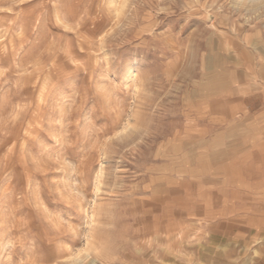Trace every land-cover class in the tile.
Here are the masks:
<instances>
[{
  "label": "rangeland",
  "instance_id": "obj_1",
  "mask_svg": "<svg viewBox=\"0 0 264 264\" xmlns=\"http://www.w3.org/2000/svg\"><path fill=\"white\" fill-rule=\"evenodd\" d=\"M260 110L264 0H0V264H264Z\"/></svg>",
  "mask_w": 264,
  "mask_h": 264
},
{
  "label": "bare ground",
  "instance_id": "obj_2",
  "mask_svg": "<svg viewBox=\"0 0 264 264\" xmlns=\"http://www.w3.org/2000/svg\"><path fill=\"white\" fill-rule=\"evenodd\" d=\"M129 77H131V74L129 75ZM100 178H101V171H98L97 176H96V180H97L98 183L101 180ZM154 231H156V236L152 237V239L147 240V243H146L147 245H150L152 243L158 244L160 242L161 234H159V235L157 234V231H158L157 227H155ZM96 242H97V239H96V237L94 235H88V237L85 240V244H84L85 246H84V248L82 250L84 252V254H85L84 255V260L85 259L89 260L91 264H94V263L98 262V258L102 257L103 252L106 251V247L105 246L97 244Z\"/></svg>",
  "mask_w": 264,
  "mask_h": 264
},
{
  "label": "crops",
  "instance_id": "obj_3",
  "mask_svg": "<svg viewBox=\"0 0 264 264\" xmlns=\"http://www.w3.org/2000/svg\"><path fill=\"white\" fill-rule=\"evenodd\" d=\"M261 112H259V113H257V112H255V113H247V114H245V115H252V116H254V117H257L259 120L261 119L262 120V122L264 121V110H260ZM251 116V117H252ZM260 151H261V154H259L260 155V157L262 158V161H263V164H264V140H262L261 141V144H260ZM264 168V167H263ZM263 172V174L261 175V179L262 180H264V170L262 171ZM263 182V181H262ZM261 185H263V184H261Z\"/></svg>",
  "mask_w": 264,
  "mask_h": 264
}]
</instances>
